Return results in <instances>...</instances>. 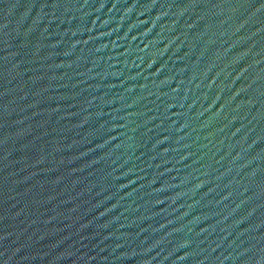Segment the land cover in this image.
I'll return each mask as SVG.
<instances>
[{
    "label": "water",
    "instance_id": "1",
    "mask_svg": "<svg viewBox=\"0 0 264 264\" xmlns=\"http://www.w3.org/2000/svg\"><path fill=\"white\" fill-rule=\"evenodd\" d=\"M0 264H264V0H0Z\"/></svg>",
    "mask_w": 264,
    "mask_h": 264
}]
</instances>
